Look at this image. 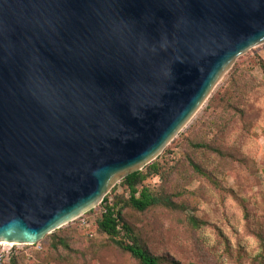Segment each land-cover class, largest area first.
I'll use <instances>...</instances> for the list:
<instances>
[{
    "label": "water",
    "instance_id": "95a60500",
    "mask_svg": "<svg viewBox=\"0 0 264 264\" xmlns=\"http://www.w3.org/2000/svg\"><path fill=\"white\" fill-rule=\"evenodd\" d=\"M263 45L264 0H0V243L96 209Z\"/></svg>",
    "mask_w": 264,
    "mask_h": 264
},
{
    "label": "rangeland",
    "instance_id": "374dc122",
    "mask_svg": "<svg viewBox=\"0 0 264 264\" xmlns=\"http://www.w3.org/2000/svg\"><path fill=\"white\" fill-rule=\"evenodd\" d=\"M263 62L264 51L258 48L240 57L212 94L222 90L221 99L208 108L209 99L154 161L163 165L165 177L170 178H151L147 186L163 194L177 193L175 200L189 205L185 212L126 211V221L155 254L170 261L174 257L180 264H264ZM244 79L250 87L233 97ZM203 139L212 150L190 146L191 141ZM190 160L213 173L217 182L195 175ZM120 183L109 193L115 190L110 202L114 196L129 197ZM101 205L59 231L71 250H55L45 238L34 246L12 245L11 259L20 264H138L97 229ZM191 216L206 224L193 231L187 223Z\"/></svg>",
    "mask_w": 264,
    "mask_h": 264
},
{
    "label": "trees",
    "instance_id": "16d2710c",
    "mask_svg": "<svg viewBox=\"0 0 264 264\" xmlns=\"http://www.w3.org/2000/svg\"><path fill=\"white\" fill-rule=\"evenodd\" d=\"M261 66L264 69V62L261 63ZM238 70L239 68L235 67L234 73H238ZM248 87H250V84L248 83V80L244 79L242 81V87H237L232 93V96L235 97L238 93L244 91V89ZM221 94L222 90H219L210 98L208 108L214 106V103H216L219 98L221 99ZM190 146L194 150L199 151L213 149V147L204 139L197 142L191 141ZM216 151L220 155H223L222 152H219V149ZM189 167L195 175L204 177L211 182H217L214 174L203 168L200 163L190 160ZM165 173L166 171H164L163 165L160 162H153L148 165L145 170L128 176L120 183V186L128 193V198L114 196V200L110 202V195L115 193V190H113L101 205L102 214L97 221V229L100 233L106 235L113 245L124 253L129 254L138 262V264H180L179 261H175L176 259L174 257L172 258V261H170L167 256L157 255L142 244L135 228L130 226L126 221L125 215L127 210H132L139 214H146L156 208H165L174 212H185L189 208V205L175 200L179 194H163L153 190L150 186H147L149 179L154 177H161L164 178L165 181H168L170 175L165 177ZM187 223L191 226L193 231L200 229L201 226L206 224V222L193 216L188 218ZM59 231H61V229L45 238L51 240V246L55 250L59 247L64 248V250H71L69 242L59 236ZM229 248L230 247L228 246V249ZM261 258L264 263V254ZM11 264H20V261H18L17 258H14L13 260L11 259Z\"/></svg>",
    "mask_w": 264,
    "mask_h": 264
},
{
    "label": "built area",
    "instance_id": "2783aa9c",
    "mask_svg": "<svg viewBox=\"0 0 264 264\" xmlns=\"http://www.w3.org/2000/svg\"><path fill=\"white\" fill-rule=\"evenodd\" d=\"M258 49L264 51V45L259 47ZM5 244L0 243V264H7L13 256L12 248L10 249L9 247H12V245L14 244H10V243H8V245Z\"/></svg>",
    "mask_w": 264,
    "mask_h": 264
},
{
    "label": "bare ground",
    "instance_id": "6f19581e",
    "mask_svg": "<svg viewBox=\"0 0 264 264\" xmlns=\"http://www.w3.org/2000/svg\"><path fill=\"white\" fill-rule=\"evenodd\" d=\"M4 244H5V243H4ZM10 244H11V243H10ZM10 244H9V245H10ZM5 245H8V243H6Z\"/></svg>",
    "mask_w": 264,
    "mask_h": 264
}]
</instances>
